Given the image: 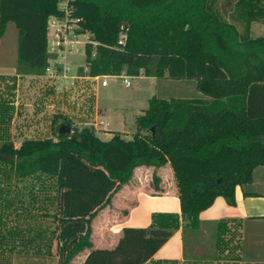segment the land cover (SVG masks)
Returning <instances> with one entry per match:
<instances>
[{
	"label": "trees",
	"instance_id": "1",
	"mask_svg": "<svg viewBox=\"0 0 264 264\" xmlns=\"http://www.w3.org/2000/svg\"><path fill=\"white\" fill-rule=\"evenodd\" d=\"M61 1L0 0V36L9 23L18 32V75L45 74L51 59L48 20L64 17ZM70 5L77 34L86 33L94 43L86 49L79 76L124 73L157 82H192L201 96L154 95L135 117L131 139L113 134L103 141L93 130H79L69 118L56 115L57 129L49 138L24 140L15 147L7 141L15 83L0 77L4 181L8 186L39 181L43 189L45 182L53 185L50 218L55 229L48 254L57 264H71L80 253H86L81 264H170L153 261V256L181 222L197 229L199 214L218 197L234 206L237 187L244 196L255 195L246 188L253 172L264 166V37H250V24L264 22V0H72ZM61 125H69L71 133L60 134ZM166 165L173 175L171 186L155 172ZM139 167L154 169L152 195L175 194L181 214L155 213L148 228L125 227L113 246H94V220L113 207L115 195ZM4 203L6 209L12 205ZM228 223L217 222L216 246L237 264L240 234L237 226L231 233ZM4 224L0 211L1 248L6 236L14 237L2 233Z\"/></svg>",
	"mask_w": 264,
	"mask_h": 264
},
{
	"label": "crops",
	"instance_id": "2",
	"mask_svg": "<svg viewBox=\"0 0 264 264\" xmlns=\"http://www.w3.org/2000/svg\"><path fill=\"white\" fill-rule=\"evenodd\" d=\"M10 24L6 26L2 36H0V77L7 78L8 80L12 79L15 83L14 98L10 104L12 106V119L9 124L7 141L12 142L15 146L12 135L13 123L15 118L24 112V107L26 106L27 115L32 120L43 117L48 121L45 137H27V140L49 138L55 128L53 118L56 115H63L71 121L80 122L85 127L93 126L98 138L103 140L101 137L103 136L105 138L103 141L109 140L113 135L112 131L100 128V126L104 125L103 122L102 125L98 126L99 120L105 119L106 115L104 108L98 104L96 96L99 88L108 87V84L104 87L101 86L105 77H81L77 75V71L81 68L80 66L71 67L70 70L68 63L65 62L66 53L58 52L54 47L55 45L51 40L50 34H48V53L51 55L49 63L54 61L60 62L61 69L67 71L65 73L67 78L61 81H52L47 79L45 75H18L16 71L17 29L15 31L17 39L13 35L11 43L10 41L5 42L7 39L6 31L10 27ZM83 64L85 65V56ZM142 77L144 76L137 78L140 79ZM149 79L154 89H157L159 82L153 78ZM67 84H71V86L76 84V90L81 89L82 91L80 90V92L85 91L87 95L89 93V96L85 98V102L83 100L84 96L81 99L79 98V94L74 97V93L68 95L63 92L62 87ZM23 87L27 91V99L21 100L20 89ZM93 89L95 96L92 102H90L92 98L91 91ZM146 109H140L139 114L142 110ZM60 122L61 120H58V123ZM107 132L111 133L108 134ZM117 133L119 134L120 132ZM166 167L170 170L169 165H166ZM145 169H149L150 171L152 168H136L129 185L121 189V193L126 197L127 193L124 191L126 189L128 195H132L133 197L129 206L125 207L126 205H123L124 209L122 207L121 210H118L117 204L114 203L118 196L117 193V196L114 197L113 207H107L102 210L94 220L92 225V243L94 246L101 248L113 246L122 228H148L151 225V217L155 213L181 214L179 200L175 194L168 193L164 196L152 195L149 174H147L148 172L144 173V171H147ZM259 173L261 172H257V170L253 172L252 182L246 188L247 192L255 194L253 197L244 196L243 189L237 187L235 189L234 206H228L221 197L216 198L210 208L199 214V227L192 230L187 223L181 222L179 230L157 251L153 256V261H165L170 262V264L171 262H175L174 264H224L226 262H228L227 264H232L228 260H222L224 254L219 253L216 246L217 222L227 220L229 222L228 227L231 229L230 232L233 233L234 226H237V231L240 234L239 260L237 264H264V193L256 191V187L261 186L259 184L261 182V179H259L261 175ZM158 176L165 181L167 180V177L165 179L161 175ZM125 210L128 213L126 216H123V211ZM4 243H6V239ZM85 256L86 253H83L81 257L77 258L79 261L73 260L71 264H81ZM15 257L16 253L6 250L5 246L0 247V264H15ZM17 264H32V262L28 259L22 263L17 262ZM38 264H57V258L47 253L42 256Z\"/></svg>",
	"mask_w": 264,
	"mask_h": 264
},
{
	"label": "rangeland",
	"instance_id": "3",
	"mask_svg": "<svg viewBox=\"0 0 264 264\" xmlns=\"http://www.w3.org/2000/svg\"><path fill=\"white\" fill-rule=\"evenodd\" d=\"M11 24L6 31L7 39L5 41H10V43L13 35L16 37L15 39H17V34L15 33L16 27ZM250 30H252L250 37H264V22L260 20L252 22L250 24ZM89 45L94 46V43L89 40L88 35L86 33L79 34L76 37L74 50L66 54L67 58L65 56V62L68 63L70 70L71 67H81L77 71V75H79L80 69L84 68V56ZM17 62L18 61H16V63ZM125 79L131 84L128 88L124 84ZM103 81L108 84V87L103 89L99 88L96 96L98 104L104 108L106 118L102 119V121L99 120L100 123L98 122V126L104 123L100 128H106L112 131L113 134H118L117 132H120L119 134L127 139H131L136 131L134 123L135 115L139 114L140 109H146L148 107V99L154 95L164 99L195 98L200 95L196 92L195 85L192 82L161 81L158 83L157 89H154L151 80L145 77L139 79L137 77L132 78L125 74H121L116 77H105ZM76 87V84L73 86L67 84L62 87V91L68 95L74 93V97L79 94V98L81 99H83L82 97L84 96L83 100L85 102V98L89 96V93L87 92V95L85 91L80 92L81 89L76 90ZM24 89V87L20 89L21 100L24 98L27 99V91ZM91 92L92 98L90 99V102H92V99L95 96L94 89ZM72 124L79 130L88 128L93 130L96 134L93 126L85 127L84 124L75 121H72ZM47 126L48 121L43 117L32 120L31 117L27 115V106L24 107V112L16 117L13 123L12 135L15 147H19L23 139L27 140V137H45V129H48ZM54 129L56 131L57 128L55 127ZM107 133L110 134L111 132ZM101 137L105 140L103 136ZM52 138L55 140L54 136ZM4 170L6 171L5 166H0V211L5 220L4 232L2 233L6 236L9 232L10 234H13L14 237H6V243L2 246H5L6 250L16 253L15 264H17V262L22 263L28 259L31 260L32 264H38L39 260L42 259V256L46 255L50 250L52 233L55 229L52 219L50 218L54 209L51 204L53 201L54 187H52L53 185H49L48 182L46 183L44 180V186L47 187V189H43L42 183L40 184L39 181L37 182L33 180L13 181L11 186H8L4 181ZM256 170L257 172H261L259 173L261 175V178L259 179H261L260 181L262 182H259L261 186L256 187V191L264 193V166L259 167ZM151 171L153 172V169H150V171L149 169L144 171V173L148 172L149 180L151 178ZM155 172H157L158 175L165 177V179L167 177L168 181H166L170 186L173 184V175L167 167L159 168V170ZM124 191L127 193V197L121 193V190L118 192V196L115 195L117 197L114 203L117 204L118 210H121L123 205L128 207L129 203L132 202V195H128L127 189ZM5 199L6 201L9 200L12 202L10 208H3ZM122 209H124V207ZM26 240L27 244L24 243ZM81 255H83V253L77 255L74 261L77 262V258H79V256L81 257ZM226 258L228 257L224 254L223 259L226 260Z\"/></svg>",
	"mask_w": 264,
	"mask_h": 264
},
{
	"label": "built area",
	"instance_id": "4",
	"mask_svg": "<svg viewBox=\"0 0 264 264\" xmlns=\"http://www.w3.org/2000/svg\"><path fill=\"white\" fill-rule=\"evenodd\" d=\"M72 0H62L59 4V10L63 13L64 17L59 19L57 17H51L48 20V34L51 36L54 47L60 53H68L74 50L77 37V24L75 20L69 17L71 13V3ZM123 40V38H122ZM122 43V42H119ZM67 71L61 69L60 62H50L45 70V76L47 79L52 81L65 80L67 76L65 75ZM125 86L128 88L131 86L130 82L125 79ZM101 86H106L105 81L101 83Z\"/></svg>",
	"mask_w": 264,
	"mask_h": 264
},
{
	"label": "water",
	"instance_id": "5",
	"mask_svg": "<svg viewBox=\"0 0 264 264\" xmlns=\"http://www.w3.org/2000/svg\"><path fill=\"white\" fill-rule=\"evenodd\" d=\"M58 131H59L60 134H66L67 135V134L71 133V127L69 125H61L59 127ZM1 157L4 160H8L10 162H13V158L12 157H8V156H1Z\"/></svg>",
	"mask_w": 264,
	"mask_h": 264
}]
</instances>
